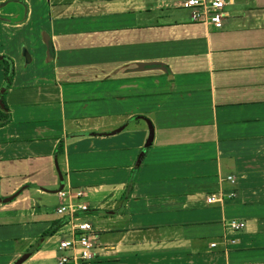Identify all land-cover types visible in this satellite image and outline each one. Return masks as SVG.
I'll return each mask as SVG.
<instances>
[{
  "label": "crops",
  "instance_id": "1",
  "mask_svg": "<svg viewBox=\"0 0 264 264\" xmlns=\"http://www.w3.org/2000/svg\"><path fill=\"white\" fill-rule=\"evenodd\" d=\"M180 1L0 0V53L33 64L0 90V264L56 263L67 187L77 264H264V0L220 28Z\"/></svg>",
  "mask_w": 264,
  "mask_h": 264
},
{
  "label": "built area",
  "instance_id": "2",
  "mask_svg": "<svg viewBox=\"0 0 264 264\" xmlns=\"http://www.w3.org/2000/svg\"><path fill=\"white\" fill-rule=\"evenodd\" d=\"M226 2V0H181L179 4L189 10L191 20L208 23L215 28H220L226 14ZM82 194L83 191L73 190L69 187L58 191V195L62 200L56 211L67 218L68 226L66 228L67 236L58 239V248L62 252L57 256L55 264H77L78 262L89 261L94 257L93 242L91 240L93 225L90 221L82 219L75 213L77 209L88 207L86 203L78 201ZM74 198H77V200ZM206 199L212 201L215 197L209 195ZM226 224L230 229H238L244 225V222L230 219ZM67 249L72 250V253H66Z\"/></svg>",
  "mask_w": 264,
  "mask_h": 264
},
{
  "label": "trees",
  "instance_id": "3",
  "mask_svg": "<svg viewBox=\"0 0 264 264\" xmlns=\"http://www.w3.org/2000/svg\"><path fill=\"white\" fill-rule=\"evenodd\" d=\"M7 58L9 57L4 56V59H3V61L6 62L5 67H4L5 75H6V84H5L6 88L9 87L10 82H11V77H12V71L10 69V64H8L9 61L7 62L8 60ZM10 118H11V115H10L8 104L5 99V90H4L0 93V126L6 124L10 120ZM60 146L61 144H59L58 147ZM54 230H55L54 227H49L42 233V236L50 234Z\"/></svg>",
  "mask_w": 264,
  "mask_h": 264
},
{
  "label": "rangeland",
  "instance_id": "4",
  "mask_svg": "<svg viewBox=\"0 0 264 264\" xmlns=\"http://www.w3.org/2000/svg\"><path fill=\"white\" fill-rule=\"evenodd\" d=\"M181 10H183V8H181ZM43 35H44V33H43ZM44 38H45V37H44ZM16 42H17V40H13V41H11V46H13L14 44H16ZM25 44H26V45H25ZM19 45H20V52H21L22 55H23V52H24L25 48L28 49V48H29L28 46H30L29 43H26V42H24V43H19ZM28 51H29V49H28ZM5 55H6V54H5ZM5 55H3L2 53H0V62H2V68H1V70L3 69V70L1 71L2 74H1V72H0V76L2 77V79H1V81H0V90L3 89V88L5 87V84H6V75H5V68H4L6 62L3 61V59H4L3 56H5ZM6 56L8 57L9 55H6ZM9 57H10V56H9ZM7 59H8L7 62L9 61L8 64H10V69H11V71H12V75H14V73L17 72V69H16V68H20V67H23V66H27V67L29 68V67L33 66V64H31V63H27V62H25L24 58H21V59H20L19 64L17 65V67L15 66V64H13L12 57L7 58ZM10 74H11V73H10Z\"/></svg>",
  "mask_w": 264,
  "mask_h": 264
},
{
  "label": "water",
  "instance_id": "5",
  "mask_svg": "<svg viewBox=\"0 0 264 264\" xmlns=\"http://www.w3.org/2000/svg\"><path fill=\"white\" fill-rule=\"evenodd\" d=\"M149 124H150V128H149V134H148V137H147V142H146V144L149 142V140H150V138H151V136H152V132H153V129H152V125H151V123H150V121H149ZM11 197H13V195H10L9 197H7V198H11ZM26 256V253L24 254V255H22L21 257H19L16 261H14V263H12V264H19L22 260H23V258Z\"/></svg>",
  "mask_w": 264,
  "mask_h": 264
}]
</instances>
